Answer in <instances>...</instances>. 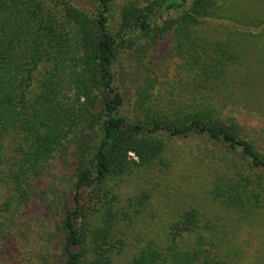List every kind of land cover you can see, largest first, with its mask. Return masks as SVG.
I'll use <instances>...</instances> for the list:
<instances>
[{"label": "trees", "instance_id": "1", "mask_svg": "<svg viewBox=\"0 0 264 264\" xmlns=\"http://www.w3.org/2000/svg\"><path fill=\"white\" fill-rule=\"evenodd\" d=\"M161 11L176 15L159 23ZM217 14L216 0H0V264H114L147 198L120 200L116 186L155 160L169 163L174 138L208 139L227 160L211 180L214 203L245 219L264 208V153L250 139L208 110L150 114L149 75L133 92L135 116L126 105L121 64L142 60L170 30L191 86L218 74L193 29ZM221 235L203 207L189 206L130 264H231Z\"/></svg>", "mask_w": 264, "mask_h": 264}, {"label": "rangeland", "instance_id": "2", "mask_svg": "<svg viewBox=\"0 0 264 264\" xmlns=\"http://www.w3.org/2000/svg\"><path fill=\"white\" fill-rule=\"evenodd\" d=\"M47 1L54 4L56 0ZM126 1L129 0H121ZM136 1L147 6L152 0ZM216 5L218 14L203 18L193 29L208 41L205 49L212 54L220 72L208 84L191 86L185 58L173 51L170 30L155 39L142 60H132L130 66L121 64L129 76L125 86L127 109L135 116L130 103L133 92L149 75L153 80L148 91L150 114L170 112L174 106L185 109L192 106L204 113L208 110L213 120L233 127L264 153V0H216ZM158 14L159 23L176 15L172 11ZM169 100L184 104L167 103ZM141 114L138 112L140 117ZM165 153L169 163L155 160L116 186L120 200L129 197L136 200L143 190L147 191V198L139 213L127 222L123 246L114 264H130L138 249L150 240L161 243L167 225L185 208L195 205L203 207L218 225L224 239L220 255L227 257L229 263L264 264V208L245 219L233 209L217 205L210 196L211 180L220 174L227 161L216 144L189 135L171 140ZM128 160L138 158L128 152ZM60 161L56 157L53 164Z\"/></svg>", "mask_w": 264, "mask_h": 264}]
</instances>
